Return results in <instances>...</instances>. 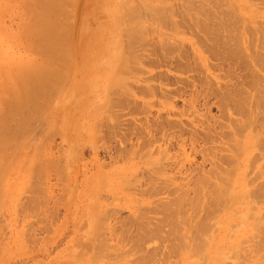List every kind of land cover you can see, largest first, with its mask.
I'll list each match as a JSON object with an SVG mask.
<instances>
[{"label":"rangeland","instance_id":"rangeland-1","mask_svg":"<svg viewBox=\"0 0 264 264\" xmlns=\"http://www.w3.org/2000/svg\"><path fill=\"white\" fill-rule=\"evenodd\" d=\"M38 1H36V3ZM184 1L190 3L187 4ZM222 1L223 0H221L220 2L223 4L225 1ZM251 3L253 5L251 6V8H248V4H243L244 7L249 11L248 15H251L252 12H254L253 15H255L256 13V21H260L262 24H264V20L262 18L264 16V1L258 0L257 2V0H253ZM200 4L201 0L65 1L62 6L63 9L61 8V10H59L58 13H56V15L53 17L57 26L60 27V31H62L63 34H66V42L64 44H69V49L67 48L68 53H65L66 55H63L62 58H57V60L60 61V64H62V62L63 64H57L54 67L55 73L57 75H63L61 80L63 85L60 84L62 85L60 86V88H62V91L60 90V88V91H52L51 89L52 93L50 92V94L47 95L44 100L39 101V104H35V107L38 106V109H40L38 110V112H44L42 118L43 123L41 121L39 123H33L32 128H30L31 131L29 130L30 132L24 131L23 133L20 132L18 134H11L12 132H14L12 131L14 128L19 127V124L17 125V123L12 121V125L10 124L9 128L6 131L3 130V136L0 138V246L1 243L5 244L3 245V247H0V264H135L136 260H142V258L140 257L143 256V259L144 256L146 257L145 253H152L153 247L155 249L153 252H157L156 254L153 253L151 255H154L155 259H158H156L158 262H156V260L152 261V256V258L149 257V259H147V263L145 260L146 258L143 260L145 261V264H149V262L151 261L154 262L153 264H207L210 262L212 264H244V262L246 264H264L263 187L261 190H259L263 193L258 191V195L256 197L246 198V203L249 202L250 205L248 203H244L243 200V202H241V200H238L239 202L237 201L236 203L232 204L230 203L228 198L227 200L229 202L226 201L225 203V205H227L228 203V205L226 206L227 209L225 210L226 207H224L225 205H223L224 208H219L220 210H222V212L215 211L213 213L217 216L218 220L216 216L213 219L214 215H212V219L207 222L208 226L212 224L214 226H211L212 228H210V230L206 233V236L204 235L203 237H201L203 238L202 241H206L207 244L204 243L201 246L202 248L205 245L204 248H199V250L197 251L194 250V241H191L192 243L189 241H185V246L179 248L180 250L176 249L174 251H171V249L169 248L173 246L172 244H177V242L178 244L180 243V241L177 240V234L174 235L170 231V235H172L171 237L167 236L166 238L165 236H163L166 235L168 229L170 230V228H168L167 226H165L164 228L160 226V224H162V220L165 219L164 216H167L161 210V206L162 204H166V202L168 203L173 200L176 194H173L174 196L169 195L172 197L171 198L168 197L167 192L163 194V192L165 191L161 190L160 191L162 192L163 196H161V193L155 195L153 193L150 194V192L148 196L146 194L148 192H144V190L148 187V185H146V183L144 182L145 180L143 181L146 176H160L161 174V177L158 178L162 180L164 174V179L166 178L168 180V177L172 175L175 166L173 170H170L171 172H169V168H166V170L162 172L160 171V173L156 170L152 171V164L150 163H153V161L156 162L160 155L156 154L155 150L154 151L156 155L153 154L151 155V157H147L150 160L144 158L147 155H142L146 153H143L144 151H142L143 149H141L143 143L140 144V142H143V140H145L141 137L147 135L145 134L146 130L144 129L146 127L145 124L150 125L154 121H162L166 120L167 118L163 113L161 107L159 108V106L157 107V105H151L153 106V108L150 105H148L147 107L145 102L150 103V98H148V96H144L143 98L139 93V90H143V87L146 85V83L144 84V82L141 81L145 77L150 76L149 74L148 76L147 74L144 75L143 71H150L149 68H152H148L146 64L143 63L144 61L141 63H135L134 60H131L132 58L130 57V53H133L132 50L135 49L134 51L136 52V55L140 56L141 58L145 56L144 58L149 61L148 59L151 57L147 55L149 54V52L147 50H144L141 45L138 47V44H136L135 48L131 49V47L129 46L130 36L127 37L128 35L125 34V31H127L125 27L128 28V26H130L129 30L132 28L131 31L135 27H138L135 28V30H137L136 34L142 35L143 38H145L149 42L148 48L150 49V44H153L161 39H167L166 36H161L158 33V27L160 29L162 28L163 32L169 33V31L166 30L168 28L165 27L164 29L162 22L160 21V19H158L166 14L164 13L167 10L166 8L171 9L169 7L172 6V9H174L175 11L178 10L177 13L184 12L185 10L190 13V10L194 11ZM224 4L220 5L221 9L222 6L223 9H225ZM29 6L30 2L28 0H0V113L4 105L3 101L7 96L9 97V95L15 94L16 92H19V97L25 96L24 89L21 88V81L20 86L19 82L15 79H12V82H9L8 80L3 82V80H1V75L4 74L5 76L6 74H10L12 72L15 73L16 60L19 59V56L23 59H27L30 56H33L29 55L30 53L26 51L28 50L27 48H29L28 46L32 45V40L28 39L26 30H24V19L30 16V12H28ZM135 11H139L140 13L138 12L134 14L133 12ZM131 12L134 14L133 17ZM130 14L131 16H128ZM127 16L129 17V19L127 18ZM175 20L178 21L180 19H178L177 17L175 18ZM158 21L161 22V27ZM60 23L61 25H59ZM135 24L137 25L133 26ZM68 25H70V27ZM128 31L127 34L131 33H128ZM193 36L194 35L191 36V34L189 33L183 35V38L185 39L184 43L187 42L188 45L187 49L190 48V43L195 44L196 42H198L197 39L194 40ZM36 43L37 42L34 41L33 45H35ZM197 45L199 46V44ZM64 48L65 46L63 47V49ZM116 49L117 51H119V56L121 55L118 58L116 54H113ZM200 50L204 49L202 48ZM111 51L112 54L109 55ZM190 52L191 50L189 51V53ZM13 58L15 60H13ZM125 58L127 60L124 62ZM128 60L129 62H127ZM123 62L125 65H123ZM210 62H213V65L217 64L214 61ZM121 63L122 65H119ZM58 65L59 67L61 66L60 69L58 68ZM162 66L161 69H155V72L159 73L161 71L162 74L169 75L170 79H172L173 77L186 79V76L190 75L187 74L183 75L182 77L181 74L178 75L177 73H173L172 71L163 68ZM119 67L123 69L120 68V70ZM65 70L67 71L65 72ZM213 72L214 73H212V75L207 73L211 81H213L214 77L217 74L215 73L217 71ZM114 74L117 75L118 78H116L117 76L114 77ZM171 75H173V77ZM111 77L113 79H111ZM189 79L191 78H188L187 80ZM191 80L189 81L191 82ZM114 81H116V83ZM109 82L110 86L108 84ZM119 82L120 84L118 85ZM149 84L156 85L157 83L151 82ZM135 85L141 86L140 88H137L139 89L137 90L139 94L135 93V87H137ZM263 87L264 86H262L261 88L264 89ZM172 88L175 87H171V89ZM132 94H134V96ZM187 95L185 94V97H181L182 99L185 98V100L183 99L185 103L187 102V100H190L189 93ZM177 98H174L172 100L174 101L173 103L176 102V105L172 103L174 105H172V108L174 109L176 106V108L180 110V113H178V115H175L178 116L176 118L175 116H171L174 118H168L170 119V121H175L178 124L177 127H179V124L183 120L184 122L182 121V125L180 126L182 127L183 123H185L187 125L186 128L184 126L183 129H191L192 126H195L194 123V125L192 124L191 121L193 120L191 119H194L196 116L197 117L194 120H204V124L206 122L208 123V121H206L205 119H208L210 116H212V119L215 118L217 119V121H221L218 117L219 109L216 110L217 107H211L209 110H204L203 112L205 113H203V109H200L199 106L194 103V107L196 105L195 108L197 109H193L198 112L197 114L201 118H199V116L194 113L195 111L193 109H191L193 110V114L189 116L191 110L188 108V114V109H186L188 106L185 107V103H182V99L178 98L180 99L178 100ZM152 101H154V99H152ZM146 109H149L148 114H146L145 112L147 111ZM157 110L163 116H158V114H156L158 113ZM175 112H178L177 109ZM175 112L173 113L175 114ZM206 113L208 114V116L206 115ZM183 114L184 116L186 114L189 117L187 118L186 116H182V118L181 115ZM260 115L263 116L262 114ZM154 117L156 118V120ZM142 118H144V120ZM136 119H139V121ZM212 119L209 120L210 124L213 121ZM150 120H152V123ZM198 120L196 121L197 123L199 122ZM147 121H149L150 123H147ZM188 122H190L191 124ZM203 122L201 121L200 123L196 124V126H201V123ZM134 125L138 126V128H141L143 126V130L138 129L137 127L136 130L133 129L136 133L138 132V130L141 131V134L142 132H145L141 137L138 136L140 135V132L137 133V135L134 131H132ZM197 127L194 128H196L197 130L201 129L200 127ZM259 128L264 131L263 122L261 126H259ZM254 131L257 132V129ZM255 132H253V134H256ZM130 135H134L136 137L138 136L137 138H141V140L135 137L137 139L136 140L133 136ZM183 136H186L187 138V135ZM246 136L250 137L251 134L246 133L243 138L245 139ZM254 136L255 135H253L251 138H254ZM123 138L125 140H123ZM143 138H147V136ZM186 138L184 137V139ZM238 138L239 140L242 139V137L239 136ZM262 138L264 139V137ZM181 139H179V141ZM184 139L183 141H180V145H186L187 139L186 141H184ZM133 140L136 141V143ZM122 143H126L127 145L125 144V146H123ZM173 143L176 144L175 141H173ZM173 143L171 142L170 145H164L162 147L169 146L168 148L172 149V147L174 148V146H177ZM129 144H134V149L136 151L134 149H131V147L133 148V146H130ZM137 144H140L141 148H138ZM171 145L172 147H170ZM185 145L183 147H179L180 150L176 149L177 151H175V149H169V155L167 154V157H170L171 153L174 152L175 155H177L176 153H178L179 151H182V154L185 153L183 155L184 162H182L183 158L180 159L182 157V154L180 152V157L175 156V158L180 159V161H177L179 166H186L184 168L181 167V171L179 169L180 167L176 166L178 169L175 170L178 172L175 173L176 171L174 170L173 175L170 177L172 183H175L173 181L174 179H177L179 181V177L185 178L186 175L184 174V170L187 171L188 168H195L194 166H197L202 168L204 171L208 170L207 167L211 168V166H208L210 165V163L208 164L203 162L204 160H202L201 155H194L193 153L188 151L189 148L187 145ZM215 145L223 146L221 144ZM124 147L125 149H123ZM185 147L186 149H184ZM137 148L142 152V154H140L141 156H139V153H137L138 155L136 154V152H138ZM127 151H131L132 154L135 152V155L133 154V156L131 153L130 155ZM214 152H216L217 154V151ZM260 152L259 150H256V152L254 151L252 157H254L253 155L256 153H258L259 155ZM119 153H122L121 157H119ZM124 153H127L125 154V157L123 155ZM263 153L264 152H261V154ZM188 155H190V157ZM213 155H215V153ZM258 155H255V157H258ZM117 157H119V160L117 159ZM161 157L162 155L160 156V158ZM187 157L189 159H186ZM160 158L157 161L163 160L164 162V159ZM170 158L174 159V156H171ZM185 160H187V162H185ZM32 161H34L33 164ZM248 161L251 160L249 159ZM180 162L182 164L184 163V165L180 164ZM263 162L261 160L255 162V164L257 165L256 166L253 161H251L248 166L249 168L244 171L245 174L242 173V171L246 166H241V169L239 168L240 170H237L233 174V177L235 178V186L233 191L240 190L239 183L241 182V180L237 181L236 183V177L241 178L243 182L248 180V182L251 183V180H254L255 174L257 175L259 171V166L261 164L264 165ZM191 163L192 165H190ZM147 169L148 171L146 172ZM167 171L171 175L168 174L167 176ZM179 171L181 172V176H174V173L180 175ZM164 172H166V174ZM237 174L239 175L237 176ZM172 177L174 178L173 180ZM187 179H189V177ZM261 180L262 179H259L257 181V184L258 182L260 183ZM133 181L138 182V184H133ZM140 181L142 182V184ZM178 181L175 184L185 183V181ZM144 183L146 187H144ZM257 184H253L252 186H250V184L249 187H253L255 189ZM172 187H174V185L170 184L169 188ZM186 187L183 186L181 188L185 189ZM190 187L188 186L187 188L189 189ZM253 188H250L249 192H252L254 190ZM151 196H154V198H152ZM189 196L192 197L193 194L190 192ZM172 202L173 204H171L170 208L174 207H172V205H174V201ZM240 202L246 205L243 204L242 206V204L240 205ZM154 204L155 206H153ZM186 207L188 209L190 206ZM230 208L235 209L231 211ZM247 210L250 211V213ZM139 212H143L146 217L150 216L151 218L148 217L150 218L148 219L144 217L145 215H143V213H141L143 216L142 218ZM150 212L153 213L150 214ZM99 213L101 216L98 215ZM102 213L103 215L108 216L106 218L107 220L104 218L106 216H102ZM154 213L157 215L159 213V215H161L162 213L163 214L161 215L162 217L159 215L152 216ZM134 214H136L137 216ZM247 214L249 217L247 216ZM253 214L255 217L252 216ZM98 218L102 220L100 221V223L106 220L103 223L104 225H102L104 227L106 224V228L101 227V225L98 223ZM133 218L139 220L137 221ZM144 219L147 220L145 221ZM245 219L247 220L245 221ZM142 220L143 222L145 221V225L149 224L153 228L154 224V228L155 226H157L156 229H161L162 233H158V235L160 234V236L157 235L158 237L155 236L148 239H142L141 235L143 234L142 232L146 227H143L144 223L142 222ZM241 220H244L245 222L242 223ZM139 223L141 224L139 225ZM157 223L160 224L157 225ZM232 224H235V226H233ZM119 226H123V228L129 227V230H127L126 228L124 230L122 228L124 231L127 230L126 232L130 231L129 234L127 233L128 235L125 232L127 236L124 235L128 239H137V237H139V239L143 243L140 245H145L136 247L139 244V240L137 241V244L134 245V247L132 244H134L133 242L135 240L130 241L129 239L128 242V240L125 239L126 237H123L122 235V232L124 231L121 229V227L119 228ZM112 227H114V231L112 230L110 232L109 230H111ZM149 227L147 226L145 229ZM247 227L254 228H251L250 231H248L249 229ZM112 232L113 235L116 234L114 235L115 237H113ZM138 233H141V235L139 234V236H136L135 234L138 235ZM161 235L163 237H161ZM116 236L121 237L119 239L116 238ZM164 237L166 239H163ZM4 239H9L11 241V244L7 246V240ZM160 239H163L164 241ZM122 241H124V243ZM260 242L262 245L259 244ZM101 243L104 245H102ZM100 244L102 247L100 246ZM96 246H98V248ZM174 246L176 245L174 244ZM231 246L233 248V251L231 250L232 253H230L229 251L231 249ZM99 249H102V251H100ZM206 249L210 252L211 257V259L208 261L204 258V255L206 257V254L208 252H204L206 251ZM239 249H241L243 252H241V250L238 251ZM131 250L132 252H130ZM198 251L200 253L195 255V252ZM99 252H103L104 254L106 253L111 257L106 256V254L104 255L103 253L102 254L104 256H102V254ZM126 252H130L128 254L129 256L126 254ZM238 252L241 254H239ZM98 253L101 255H99ZM203 253L205 254L203 255ZM227 253L230 254L228 255ZM233 253H236L235 255L237 257H234ZM114 255H118L119 258L122 256L123 258L121 257L122 260L120 259L119 261V258H117L118 256L115 257ZM114 257L117 258L116 261ZM161 258L163 259L162 262L159 261V259ZM140 261L138 263L141 264Z\"/></svg>","mask_w":264,"mask_h":264},{"label":"bare ground","instance_id":"bare-ground-1","mask_svg":"<svg viewBox=\"0 0 264 264\" xmlns=\"http://www.w3.org/2000/svg\"><path fill=\"white\" fill-rule=\"evenodd\" d=\"M28 1L30 2V6L28 8L29 9L28 12H30V16L26 17L24 19V25H25L24 30H26V34L28 36V39L32 40L31 41L32 45L28 46L29 48H27L28 50H26V51H28L30 53L29 55H33V56H30L27 59H23L22 57L19 56V59L17 58L18 60H16L15 73L12 72L13 74L12 73L6 74L7 76L6 75L4 76V74L1 75L3 78V79L1 78V80H3V82H5L7 80L9 82H12V79H15L16 81L19 82V86H20V81H21V84H22L21 88L24 89L25 96L19 97V92H16L15 94H11V95H9V97L7 96L4 99V101H3L4 105H3V108H2L1 113H0V138L3 136V132H4L3 130L6 131L9 128L12 121L17 123V125L19 124V127L14 128L12 130L14 132H12L11 134H13V133L18 134L20 132L23 133L24 131L27 132L29 130L31 131L30 128H32L33 123H36V122L39 123L40 121L42 122L44 112H42V111H41L42 113L38 112V110H40V109H38V106L35 107V104H39V101L44 100L46 98V96L50 94L51 89H52V91H57V90H59L60 86L63 85L61 82L63 75L62 76L57 75L55 73L54 67L57 64H60V61L57 60V58L58 59H59V57L62 58L63 55H66L65 53H68L67 50L69 49L68 48L69 44H68V42H67L68 45L64 44L66 42V37H65L66 34H63L62 31H60L61 29H59L60 27L57 26L55 19H53V17L56 15V13H58L59 10H61V8H62V6L66 0H39V1L38 0H28ZM36 1H38V2L36 3ZM220 1L221 0H201V4L199 6H197V9H195V10L193 9L194 11L190 10V13L187 10H185L184 12H180V13L178 12L177 13L178 10L175 11L174 9H172V6L169 7L171 9L166 8L168 10V11L166 10L167 12L166 11L164 12L166 14H164L163 17H160L158 19H160V21L162 22L164 29H165V27L168 28L166 30H168L169 33L163 32L162 31L163 29L162 28L160 29L159 27H158V33L161 36H166L167 39H161V40H159L153 44H150V49L148 48L149 42L145 38H143L142 35L136 34L137 30H135V28H138V27L134 28L133 26H136L137 24H135L133 26L131 25L134 28L132 31H131L132 28L129 30L130 26H128V28L125 27L127 29V31L129 30L128 33L131 32V33L127 34V31H125L126 32L125 34L128 35L127 37L130 36V38H129V40H130L129 44L130 45L129 46L131 47V49H134L136 44H138V47L141 45L144 50H147L149 52V54H147V55L152 58L151 59L147 56L149 58L148 59L149 61H147L144 58L145 56H143L142 58H144L145 60L142 59L140 56L136 55V52L134 51L135 49L132 50L133 53H130L131 54L130 57L132 58L131 60H134L135 63H139V62L141 63L144 61L143 63H145L148 68L149 67L152 68V69L149 68L150 71H147V70L143 71L144 75L147 74V76H148V74H149L150 76H148V77L144 76L145 78L141 81V82H144V84L146 83V85L143 87V90L137 89V88H140L141 86L135 85V86H137V87H135L136 88L135 93H137V94L140 93L142 95L141 97H143V98H144V96H148V98H150L151 102L146 103L144 101L146 106L148 107V105H150V106L151 105H153V106L157 105V107L158 106H159V108L161 107V109L163 110V113L165 114V116L167 118L166 120H162V121L157 120V121H154L153 123H152V120H150L152 124H150V125L145 124L146 127L144 126L145 127L144 129L146 130V133L142 132V134H141L140 130H143V128H142L143 126L141 128H138V126L134 125L135 128L133 127L132 131L135 132L136 127L138 129H140L137 132V133L140 132L139 133L140 135H138L135 132V134H137L139 137H141L144 133L147 134V135L143 136V137L147 136V138L141 137L142 139H145V140H143V142H140V144L143 143L142 148H141L140 144L139 145L137 144L138 148L143 149L142 150V151H144L143 153L146 152L147 154L146 153L142 154V152L138 148H137L138 152H136V154L139 153V156H141L140 154L147 155L144 157V158H147V157H151V155L155 154V151H156V154H158L160 156L162 155L161 158L164 159V162H163V160L157 161L160 158V156H159L157 160L155 159L156 162L153 161V163H150V164H152L151 165L152 171L156 170V171H159V173H160V171L162 172V171L166 170V168H169V172H171L170 170H173L174 166H175V169L177 170L178 169L177 167L179 166L177 161L178 160L180 161V159L183 158L182 162H184V156L183 155L185 153L182 154L183 152L179 151L180 153L182 152L181 153L182 157L180 159L175 158V156H177V157L181 156V154L179 155V152L176 153L177 155H175V152L171 153L170 157L174 156V159L167 157V154L170 150L175 149V151H177L176 149H179V147H183L185 144L180 145V141L181 140L183 141L184 137L186 138V136H183V135H187L186 145L189 148L188 151H190L194 155H196V154L201 155L202 160H204L203 162L208 163V164L210 163V165H208V166H211V168L209 167L210 169L207 167V169H208L207 171H204L202 168L197 167V166H194L195 168H188L187 171H185L183 169L184 174L186 175L185 178L179 177V176H181V172H180L181 167H182L181 165L179 166L180 167L179 168L180 169V171H179L180 175L175 174L178 171H176L174 169L176 171L174 173V176L177 175L179 177V181L177 179L175 180L173 177H172V180L174 179L173 181L175 183L177 181L180 182V180L182 182L185 181V183L175 184V183L171 182L170 177L173 175L174 170L172 172V175L167 171L168 172L167 176H168V174L171 175L170 177H168V180L166 178L164 179V176H165L164 174L162 177L163 181L158 178V177H161V174H160V176L149 175L148 177L146 176L148 179L146 177L143 179V181L145 180L144 182L146 183V185H148V187L145 190L143 189L144 192H148V193H146L147 195L150 192V194L153 193L155 195H158L159 193H161V196H163L161 191H165V192H163V194H165L167 192L168 197H171L173 194H176V196L173 198V200H171L168 203L166 202V204H162L161 210L167 216H164L165 219L162 220V224L157 223V225L160 224V226H162L163 228L165 226L170 228V230L168 229L166 235H163L166 238H167V236L168 237L172 236V235H170V231L174 235L177 234L176 235L178 237L177 240H179L180 243L178 244V242H177V244H176L173 242L176 246H174V244H172L173 246L171 248H169V249H171V251H174L176 249L184 247L185 241H189V242L194 241V250H196V251L199 250V248H201V246L204 243L207 244L206 241H202L203 238H201V237H203L204 235L206 236V233L210 230V228H212L211 226L213 225L212 224V225L208 226L207 222H209V220L212 219L211 217H212V215H214L213 213L215 211L222 212V210H220L219 208H222L223 205H225L226 201H228L227 200L228 198H229L230 203H232V204L236 203L238 200H241V202L244 201V203H246L247 197H249V198L250 197L251 198L256 197L258 195V191L261 190L262 187L264 188V165L261 164L259 166V171H258L257 175L255 174L254 180H251V183H249L248 180L243 182V180L241 178L236 177V179H237L236 183H237V181L241 180V182L239 183V185H240L239 189L240 190L239 191H236V190L233 191L234 186H235V178L233 177V174L237 170H240L241 166H246L244 168V170L242 169L243 170L242 173H244V171L247 168H249L248 166H249V163L251 161H253L254 164H255V162H257L259 160H261L262 162L264 161V155H263L264 153L261 154V152H264V141H263L264 139L262 138V137H264V131L261 129L262 127L259 128V126H261L262 122L264 123V89L261 88L262 86H264V24H262L260 21H258V22L256 21L257 20L256 13H255V15H253L254 12H252L251 15H248L249 11L243 5V4H248V8L249 7L251 8V6H253L251 3L253 0H223V1H225L224 2L225 4L223 3L225 6V9H223V6L221 9L220 5H223V4ZM259 1H262V0H259ZM184 2H186V1H184ZM257 2H258V0H257ZM188 3H190V2H188ZM138 12L139 11H135L133 13L135 14ZM191 12H193V13H191ZM133 13L131 12L132 17L134 16ZM131 14L128 16H131ZM128 16H127V18L129 19ZM262 16H263V14H262ZM177 17L180 20L176 21L175 18H177ZM262 18L264 20V16ZM130 19H132V18H130ZM160 21H158L159 25L161 23ZM135 22H136V20H135ZM59 25H61V23ZM68 26L70 27V25H68ZM160 27H161V25H160ZM159 29L161 32L159 31ZM69 32H71V31H69ZM186 33L191 34V36L194 35L193 36L194 40L197 39V41H198L195 44L196 45L199 44V46L198 45L196 46L194 43H190L191 44L190 45L191 49L189 48L191 50L190 53H189L190 50L187 49V46H188L187 42L184 43L185 39L183 38V35ZM180 36H182V37H180ZM34 41L37 42L35 45H33ZM64 46H65V48L63 49ZM71 47H72V45H71ZM202 48L204 50H200ZM110 54H112V51L109 53V55ZM113 54L114 55L116 54L117 58L121 56V55L119 56V51H117V49L115 52H113ZM70 56H72V55H70ZM67 57H69V56H67ZM126 58L124 59V62L127 60ZM120 59H119V62H120ZM13 60H15V59L13 58ZM58 61H59V63H58ZM210 61H214L217 64L213 65L214 63L212 62L213 63L212 64ZM124 62H123V65H125ZM127 62H129V60ZM62 64H63V62H62ZM62 64H60V65H62ZM119 65H122V63ZM161 66L163 68H166V69L172 71L173 73H177L178 75L181 74L182 77H183V75H187V74H190L189 75L190 77L187 75L186 76L187 78L184 79V78L173 77V75H171L173 78L170 79L169 75L162 74L161 71L159 72L160 74L158 72H155V69H157V68L161 69ZM164 66H166V67H164ZM60 67L58 65L59 69H60ZM116 68H118V67H116ZM120 68L121 67H119V69ZM65 69H66V66H65ZM121 69H123V68H121ZM62 70H64V69H62ZM66 71L67 70H65V72ZM213 71H217V72H215L217 74L220 73L219 75L216 74V76L213 75V76H215L213 79L214 82L211 81L210 77H208L209 75L207 74V73H209L212 75V73H214ZM116 72H118V71H116ZM57 73H58V71H57ZM11 74H12V76H11ZM116 76L117 75L114 74V77H116ZM116 78H118V76ZM188 78L192 79V80L189 79V80H191V82L189 80H187ZM111 79H113V78L111 77ZM114 82L116 83V81H114ZM139 82H140V80H139ZM151 82L157 83V84L156 85L149 84ZM60 84H62V85H60ZM108 84L110 86V82ZM119 84H120V82L118 83V85ZM171 87H175V88L171 89ZM60 90L62 91V88H60ZM137 90H139L140 92L138 93ZM187 92L190 95V98H189L190 100L188 101L186 99L187 100V102H186L187 104H186L184 101L185 98H183L184 99L183 100L181 97H183L185 94L187 95L188 94ZM132 95L134 96V94H132ZM177 97L182 99V101H183L182 103H185V105H184L185 107L188 106L186 109L189 108L191 110V109L195 108L196 105H198L200 109L201 108L203 109L202 110V112H203L204 110L205 111L209 110L211 107H217V109L216 108L215 109L216 110L219 109L218 117L221 121H217V119H215L214 117H213L214 119H212V116H210L209 118H211L213 120L211 122V124L209 121L211 119H209L208 117H206V118H208L209 120L205 119L206 121H208V123L206 122L204 124V122H205L204 120H200V121L198 119L194 120L197 116L194 119L192 118L193 117L192 116L191 120H193V121H191V122H192V124L194 123L195 126H192L191 129H189V128L183 129L184 126L186 128L187 124H185V123H183L182 127L180 126V125H182L181 123L183 120L179 124V127H177L178 124L175 121L173 122V121H170V119H168V118H174L171 116H175V115H178V113H180L179 112L180 110H178V108H176V106H175V108L178 111L177 113L175 112L176 109L172 108L174 105H176L175 104L176 102L173 103L174 101H172V100L174 98H177ZM152 99H154V101H152ZM178 100H180V99H178ZM188 103H189V105H188ZM194 103H196L195 107H194ZM153 106H151V107L153 108ZM181 106H183V105H181ZM189 109L187 110V112L189 111ZM196 109L197 108H195V110ZM142 110H141V112H142ZM148 110L145 111L146 114L149 113ZM173 110H175V111H173ZM193 110L190 111L189 116H191V114H193L192 113ZM157 112L158 113H156V114H158V116H160V117L163 116L158 110H157ZM173 112H175V114ZM194 113L197 114L198 112L195 111ZM203 113H205V112H203ZM181 114H182V112H181ZM188 114H189V112H188ZM220 114H221V116H220ZM260 114H262L263 116H261ZM149 115H151V114H149ZM206 115L208 116L207 113H206ZM182 116H184V114L181 115V117ZM185 116L187 118L189 117L186 114H185ZM176 117H178V116H175V118ZM199 118H201V117L199 116ZM142 119L144 120V118H142ZM146 119H148V118H146ZM136 120L139 121V119H136ZM155 120H156V118H155ZM173 120H175V119H173ZM179 120H181V119H179ZM197 120L199 121L198 123H200L201 121L202 122L204 121L203 123H201V126H198L201 128V129L199 128L200 130H197L196 128H194V127H197L196 126V124H198L196 122ZM30 121L32 124L30 123ZM140 121H141V118H140ZM148 122L149 121H147V123ZM188 123H190V122H188ZM143 124H141V125H143ZM133 129H135V130H133ZM256 129H257V132L254 131ZM253 132H255L256 134H253ZM246 133L251 134V136L250 137L246 136L244 139L243 136ZM134 135H130V136H133L134 139H136L138 136L136 137ZM253 135H255L254 138H251ZM238 136L242 137V139H244V140H242L241 138L240 139L242 141L239 140ZM124 138H123V140H125ZM127 138H128V136H127ZM141 138H137V139L141 140ZM179 139H181V140L179 141ZM186 139H184V141H186ZM173 141H175L176 144L173 143ZM134 142L136 143V141H134ZM171 142L177 146L176 147L174 146V148H173L171 145L170 147H172V149L168 148L169 146L168 147H162L164 145H170ZM158 143H162V144H158ZM120 144H121V142H120ZM125 144H123V146H125ZM215 144H221L223 146H217ZM211 145H213V146H211ZM130 146H133V148L131 147V149H134V144L130 145ZM31 149H32V147H31ZM123 149H125V147ZM184 149H186V147ZM256 150L257 151L259 150V152L261 151L260 154L258 155V153H256L253 155L254 157H252L253 152L254 151L256 152ZM212 151L213 152L217 151V154H216V152H214L215 155H213L214 153ZM127 152L129 154L130 153L132 154L131 151L130 152L127 151ZM171 152H173V151H171ZM218 153H220V154H218ZM121 154H120V156L119 155L118 156L121 157ZM125 154H127V153L123 154L124 157H125ZM133 154L135 155V152ZM172 154H174V155H172ZM190 155H188V156L190 157ZM255 155H258V157H255ZM119 157H117V159ZM122 158H123V156H122ZM128 158H129V155H128ZM255 158H256V160H255ZM147 159H149V158H147ZM186 159H189V158L187 157ZM249 159L251 161H248ZM120 160H123V159H120ZM165 161H166V163H165ZM206 161H208V162H206ZM33 162L34 161H32V164H33ZM162 162L165 164H163ZM185 162H187V160H185ZM180 164H182V163L180 162ZM185 164H187V163H185ZM193 164H194V160H193ZM182 165H184V163ZM190 165H192V163ZM195 165H196V163H195ZM185 166H183L182 168H184ZM198 166H199V164H198ZM171 167H172V169H171ZM203 168H204V166H203ZM147 171H148V169L146 170V172ZM164 173L166 174V172H164ZM157 174H158V172H157ZM238 175L239 174H237V176ZM156 177H157V179H156ZM178 177H175V178H178ZM188 177H189V179H187ZM259 179H262V180L260 183L258 182V184H257V181ZM135 183L138 184V182H134L133 184H135ZM145 183L143 185H145ZM141 184H142V182H141ZM170 184L174 185V187L169 188ZM253 184H257L256 187L254 186L255 189L253 187H249V185L252 186ZM146 185L144 187H146ZM186 185H187V187L188 186L189 187L191 186V187L188 189L186 187ZM183 186H185L186 188L182 189L181 187H183ZM250 188H253L254 190L252 192H249ZM141 192H143V191H141ZM190 192L193 194L192 197L189 196ZM259 192H261V191H259ZM135 193H137V192H135ZM261 193H263V192H261ZM167 194H166V197H167ZM169 195H171V196H169ZM154 196L153 197L151 196V197L154 198ZM161 198H163V197H161ZM172 201H174V205H172V207L173 206L174 207L170 208L171 204H173ZM241 202H240V205L242 204V206H243L244 203H241ZM247 203L250 205L249 202H247ZM246 204H244V205H246ZM227 205H228V203H227ZM227 205H225L224 207H226ZM153 206H155V204ZM186 206H190V207L187 209ZM147 207H149V206H147ZM230 207H232V206H230ZM156 208H159V207H156ZM226 209H227V207L225 208V210ZM234 209H231V211H233ZM248 209H249V207H248ZM248 212L250 213V211H248ZM103 213H102V216L103 217L106 216V217H104L106 219L108 216L103 215ZM141 213H143V212H141ZM141 213L139 212V214H141ZM152 213L150 212V214H152ZM248 214H247V216H248ZM98 215H100V213ZM98 215H97V217H98ZM134 215H136V214H134ZM143 215H145V214L143 213ZM155 215L158 216L155 213L152 216H155ZM161 215H159V216H161ZM141 216H142V214H141ZM215 216L216 215H214L213 219L215 218ZM252 216L255 217L254 214ZM144 217H146V215ZM148 217H150V216H148ZM148 217H146V218H148ZM250 217H251V215H250ZM142 218H143V216H142ZM150 218H148V219H150ZM216 218H217V216H216ZM100 219H101V217H100ZM100 219H99L98 223L101 225V227H103L102 225H104L103 223L107 219L106 220L104 219L105 221L101 222V223H100V221H102V220H100ZM134 220H137V219H134ZM217 220H218V218H217ZM246 220L247 219H245V221ZM255 220H257V219H255ZM245 221L241 220L242 223H244ZM142 222H143V220H142ZM258 222H259V220H258ZM143 223H142V226H143ZM153 223H156V222H153ZM219 223H220V221H219ZM223 223H224V221H223ZM140 224L141 223H139V225ZM232 225L235 226V224H232ZM105 226H106V224H105ZM145 226L149 227L150 225L149 224L145 225V223H144L143 227H145ZM236 226H238V225H236ZM91 227H92V224H91ZM120 227L121 226H119V228ZM150 227L147 229L144 228L142 235H141V233H138V235L137 234H135V235L139 236V234H140L142 239H148V238H152L155 236L156 237L160 236V234L162 233L161 229H158V228L156 229L157 226H155V228H154V224H153L154 229L152 227L151 228ZM249 227H247L249 229L248 231H250L251 228H254V227H251V228H249ZM109 228H108V230H109ZM113 228L114 227H112V229L109 231L110 232L112 230L114 231ZM122 228H123V226L121 227V229ZM125 228L127 230H129V227L128 228L125 227ZM125 228H123V229L125 230ZM104 230H106V229H104ZM126 231L122 232L123 237H126L130 232V231L129 232H126ZM125 232H126V234L127 233L128 234L126 235ZM115 233H116V231H115ZM158 233H160V234L158 235ZM112 235H113V232H112ZM114 235H116V234H114ZM114 235H113V237H115ZM124 235H126V236H124ZM163 236L161 235V237H163ZM120 237L116 236V238H119V239H120ZM128 237H130V236H128ZM165 237L163 239H166ZM208 238H209V236H208ZM119 239H117V240H119ZM125 239H127L129 242L130 238L128 239L126 237ZM132 239H130V241L135 240L133 242L134 244H132L130 242L133 246L136 245L137 241L140 240L139 237H137V239H133V240ZM163 239H160V240L164 241ZM4 240H7V246L9 244H11V241L9 239H4ZM162 241H160V242H162ZM165 241H167V240H165ZM122 242L124 243V241H122ZM130 243H129V245H130ZM138 243L139 244L136 247H140V246L145 245V244L140 245V244H143L141 240ZM146 243H147V241H146ZM211 243H212V241H211ZM21 244H19V245H21ZM101 244H100V246H101ZM259 244H261V242ZM3 245H5V244L1 243L2 247H3ZM102 245H104V244H102ZM204 246L201 249H203ZM239 246H240V244H239ZM96 247L98 248V246H96ZM230 248L231 249L229 251H230V253H232L231 252V250L233 249L232 246ZM4 249H5V247H4ZM129 249H130V247H129ZM207 249H206V251H204V250L203 251L207 252L208 251ZM154 250L155 249L153 247L152 253L151 252H149L150 254L145 253L146 257L144 256V259L146 258L145 259L146 263H147V259H149V257L152 258V256H153V258H152L153 260L151 259L152 261H155L157 259V258L155 259L154 255H151L154 253L153 252ZM156 250H157V248H156ZM240 250L241 249H239L238 251H240ZM100 251H102V249ZM145 251H147V250H145ZM148 251H151V250H148ZM130 252H132V250ZM156 252L154 254H156ZM241 252H243V251L241 250ZM99 253L102 254L103 252H99ZM123 253H125V252H123ZM129 253L126 252L127 255ZM160 253H161V250H160ZM199 253H200L199 251L195 252V255H197ZM101 254H99V255H101ZM103 254H102V256H104L106 253L104 255ZM204 254L205 253H203V255ZM235 254H234V257H237ZM239 254H241V253H239ZM147 255H150V256H147ZM232 255H231V257H232ZM106 256H110V255L106 254ZM114 256L116 257L118 255H114ZM162 256H163V254H162ZM167 256H168V254H167ZM121 257L120 258H119V256L117 257V258H119L118 259L119 261H120V259L122 260L123 257L122 258ZM165 257H166V255H165ZM117 258H115V261ZM126 258H128V257H126ZM126 258H124V259H126ZM140 258H142V260L139 258L138 259H139V261L141 260L140 262H141V264H143L145 262V261H143L144 260L143 256ZM204 258L207 259V261L211 259L209 251L207 252L206 257L204 255ZM251 259H252V257H251ZM157 260H156V262H158ZM162 260H163L162 258L159 259V261H161V262H162ZM139 261L136 260L135 262L138 263ZM152 261L149 262V260H148L149 264H151V263L153 264L154 262H152ZM203 261H204V259H203ZM166 263H168V262H166ZM138 264H140V263H138ZM204 264H206V263H204ZM207 264H212V263L210 262ZM244 264H246V263L244 262Z\"/></svg>","mask_w":264,"mask_h":264}]
</instances>
